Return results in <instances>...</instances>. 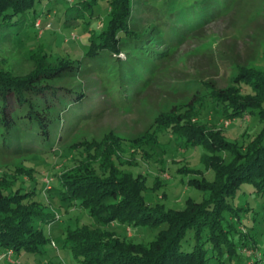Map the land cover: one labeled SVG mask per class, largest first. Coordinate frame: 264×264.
<instances>
[{"label":"trees","instance_id":"trees-1","mask_svg":"<svg viewBox=\"0 0 264 264\" xmlns=\"http://www.w3.org/2000/svg\"><path fill=\"white\" fill-rule=\"evenodd\" d=\"M102 1L110 19L99 33L91 32L88 51L81 61L55 57L43 42L35 44L33 41L28 53L32 68L28 73L4 69L0 62L1 150L17 154L31 152L36 143L45 147L54 138L56 143L60 142L63 140L59 132L61 120L69 111L79 114L77 118H90L91 114L86 115L81 109L86 105L83 92L45 84L77 77L94 66L88 62L109 60L118 69L112 76L113 82L127 88L125 95L130 94L132 98L153 77L156 63L165 57L163 51L154 49V36L160 34L156 30V21H150L147 28L141 29L135 16L134 0ZM169 1L146 0L142 5L146 7V13L153 14L151 9L161 13ZM216 1L205 6L209 9L207 12L199 11L204 15L201 24L220 18L225 6L214 5ZM230 1L223 0L225 4ZM98 2L74 1L71 8H81L75 15L76 22L78 17L86 14L91 20L98 19L99 13L95 9ZM35 5L36 0H0V44L20 41L23 36L26 39L33 37V40L38 38L41 28L36 24L42 19L37 15ZM30 14L35 16L29 25L37 28L34 34L25 33V22ZM164 16L168 15L164 13ZM46 26L42 23V28ZM189 31L184 24L178 28L180 35H170L181 37ZM122 56L128 59L121 61ZM209 106L226 119L255 116L261 130L243 144L230 141L222 129L209 127L199 120L203 116L202 109ZM167 135L179 146L203 147L207 154L202 160L206 169L214 172L213 180L205 177L189 180L191 186L206 192L208 197L201 202L189 198L182 210H167L163 204L149 206L145 193L162 186L160 177L156 179L157 186L149 187L146 176H135L121 168L124 164L136 165L139 153L148 160L164 157L163 136ZM125 142H129L132 151L128 161L123 159L127 152ZM78 146L80 156L74 166L57 176L58 191L62 201L69 205L67 211L79 202L103 226L83 225L66 230L64 245L81 264H208L211 257L203 241L206 232L207 241L212 243V249L219 256L227 254L228 260L236 264H264V243H260L256 229L249 226L246 231L240 229L242 225L247 227L241 220V212L250 211V208L235 204L236 196L247 185L254 193L264 195V70L240 67L231 86L213 87L208 95L193 99L184 107L160 113L152 127L140 137L128 141L110 133L100 142L91 139ZM158 158L154 161L160 163ZM11 171L13 174L9 178L6 175L0 177V253L5 250L8 255L10 252L12 255L21 252L42 254L44 247L55 242L41 225L52 224L59 216L47 211V206L37 199L35 188L25 190L18 185L24 175L29 180H36L34 168ZM179 171L199 173L188 167ZM163 198H166L165 193ZM114 222L160 231L149 244L135 243L105 229ZM189 232H193L194 250L184 251L182 244ZM254 250L256 253L252 256Z\"/></svg>","mask_w":264,"mask_h":264},{"label":"rangeland","instance_id":"rangeland-1","mask_svg":"<svg viewBox=\"0 0 264 264\" xmlns=\"http://www.w3.org/2000/svg\"><path fill=\"white\" fill-rule=\"evenodd\" d=\"M74 1L81 0H36L35 10L42 19L41 22L51 23L52 28L45 30L35 40L33 37L26 39L22 35L20 41L0 44L1 67L22 74L28 73L32 68L28 53L33 41L35 44L43 42L55 57L81 61L88 51L91 32L99 33L110 18L108 9H104V1L99 0L95 7L96 13H99L98 19L91 20L86 14L78 17L76 22L75 15L81 8H71ZM134 1L135 16L141 29L147 28L150 21H156V30L160 34L156 33L154 36V49L163 51L164 59L156 63L153 77L140 88L135 98L130 94L125 95L127 88H121L113 82L112 76L118 69L109 60L85 61L94 66L77 77L45 83L55 88L66 87L83 92L86 105L81 109L91 116L89 119L77 118L79 114L71 111L67 116L63 115L62 129L59 131L63 140L60 142L56 143L54 138L45 147L36 143L31 152L17 154L0 149V177L6 175L9 178L13 169L28 171L34 168L36 180H29L24 175L18 185L25 190L35 188L37 199L47 206V211L59 216L56 222L41 225L57 247L50 243L44 247L42 254L21 252L12 257L3 250L0 253V264H81L64 245L66 230L83 225L103 226L79 202L67 211L69 205L62 201L58 191L60 183L57 176L74 166L80 156L81 148L76 147L79 143L91 139L100 142L110 133L128 141L140 137L152 127L160 113L184 107L193 99L208 95L213 87L224 89L231 86L240 67L264 70V0H231L227 4L223 0H217L214 5L221 3L225 6L220 18L202 24L200 22L204 15L199 11L207 12L209 9L205 6L212 0H170L161 13L151 9L153 14L145 12L146 7L142 3L146 0ZM164 13L168 16H164ZM34 19L33 14L28 15L25 33L37 32L36 27L29 26ZM184 24L190 28L187 35H170L179 34L178 28ZM158 37L160 40L156 41ZM121 59L124 61L128 57L122 56ZM86 67L85 64L84 68ZM202 114L199 118L201 122L209 127L222 129L228 140L238 141L240 144L255 136L262 127L255 116L226 119L218 116L211 106L203 108ZM163 141L166 144L164 157L155 156L148 160L139 153L136 165L124 164L121 168L135 176H146L149 187L157 186L156 179L160 177L162 186L145 193V201L149 206L163 204L167 210H182L189 198L203 201L208 194L191 186L189 180L203 177L214 179V172L207 170L202 160L207 151L201 146H179L169 135L163 136ZM124 144L127 152L123 159L128 161L132 151L129 142ZM155 158L160 163L154 161ZM183 167L199 173H182L179 169ZM164 193L166 198H163ZM235 204L237 207L250 208V211L241 212V220L245 221L247 227L242 225L240 229L246 231L248 226L254 227L260 243H264V195L254 193L253 188L247 185L236 196ZM105 229L143 244L154 241L160 231L150 227H131L119 222H114ZM207 240L208 232L203 236L208 256L211 257L208 264H236L228 260L227 254L219 256L212 249V243ZM194 246L193 232H189L182 249L193 251ZM255 253V250L251 251L252 256ZM241 260L243 262V256Z\"/></svg>","mask_w":264,"mask_h":264},{"label":"built area","instance_id":"built-area-1","mask_svg":"<svg viewBox=\"0 0 264 264\" xmlns=\"http://www.w3.org/2000/svg\"><path fill=\"white\" fill-rule=\"evenodd\" d=\"M36 26L40 29V34H43L45 30L52 28V24L48 23L47 26L45 28H42V22L41 20H39L36 24ZM53 246L56 247V244L53 243ZM9 257H12V252H10Z\"/></svg>","mask_w":264,"mask_h":264},{"label":"crops","instance_id":"crops-1","mask_svg":"<svg viewBox=\"0 0 264 264\" xmlns=\"http://www.w3.org/2000/svg\"><path fill=\"white\" fill-rule=\"evenodd\" d=\"M15 255V254H14Z\"/></svg>","mask_w":264,"mask_h":264}]
</instances>
